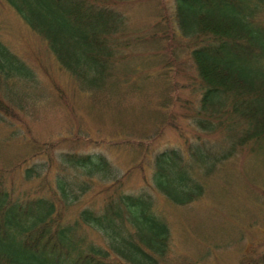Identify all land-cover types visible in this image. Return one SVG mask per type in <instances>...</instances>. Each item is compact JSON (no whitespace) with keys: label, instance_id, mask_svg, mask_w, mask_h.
<instances>
[{"label":"trees","instance_id":"trees-1","mask_svg":"<svg viewBox=\"0 0 264 264\" xmlns=\"http://www.w3.org/2000/svg\"><path fill=\"white\" fill-rule=\"evenodd\" d=\"M4 1L46 41L87 95L88 113L101 120L112 108L119 124L109 136L79 129L42 143L26 138L31 146L9 165V173H19L21 181L7 183L0 170V264H163L170 228L154 208L152 191L188 204L204 193L207 159L214 164L235 146L264 143V0H173L171 23L161 14L153 32L137 37H131L120 8L128 0ZM143 42L161 54L154 63L161 66L158 76L147 71L150 57L141 58V67L128 64L132 44ZM180 52L192 61L200 91L197 108L187 105L184 117L201 130L224 135L230 146L220 156L190 143L186 155L180 147L153 151L147 141L161 132L164 121L158 116L165 117L175 85L166 73ZM31 76L30 67L0 40V87L9 99L17 95L16 83ZM154 95L158 107L151 110L145 101ZM0 112L18 118L3 99ZM131 112L153 119V131L136 135L138 130L122 124ZM84 144L106 151H85ZM112 150L131 154L124 168L114 164ZM35 155L39 160L28 163ZM136 168L151 190L126 189ZM86 228L100 233L103 244L89 239ZM242 264H264V257Z\"/></svg>","mask_w":264,"mask_h":264},{"label":"rangeland","instance_id":"rangeland-1","mask_svg":"<svg viewBox=\"0 0 264 264\" xmlns=\"http://www.w3.org/2000/svg\"><path fill=\"white\" fill-rule=\"evenodd\" d=\"M120 8L128 17L131 37L146 36L155 30L153 24L159 15H166L171 23L173 0H128L121 3ZM0 40L32 72L30 80L22 78L16 83L14 100L9 99L5 86L0 87V99L18 113V118L12 119L0 112V170H5L7 183L21 181L19 173L16 176L9 173V165L18 159L15 155L31 146L26 138L42 143L75 134L79 129L81 134L88 129L90 133L93 130L98 135L109 136L118 127L119 123L110 115L112 108L105 111L101 120L88 113L87 95L79 92L69 73L60 67L46 41L4 0H0ZM132 45L128 64L141 67V58L150 57L147 71L151 77L158 76L161 66L154 63L161 54H155L156 46L144 42ZM171 67L166 76L169 83L175 85L168 94L172 96L171 102L163 109L165 117L158 116V120L164 121L161 132L151 139H142L151 141L153 151L180 147L186 155V143H190L200 144L202 152L209 150L216 156L227 153L230 144L223 134L201 130L192 119L184 117L186 106L189 105V110L196 109L200 97L192 61L180 52ZM153 83L151 80L150 84ZM18 96L23 105L19 110L16 108L19 103L15 102ZM158 100L154 95L145 105L156 110ZM136 102L134 105L139 107ZM118 107L113 106L115 110ZM121 122L134 127L138 130L136 135L141 136L150 134L155 128L153 119L137 116L135 112L125 115ZM12 131H15L13 135ZM80 148L106 151L104 146L98 145L84 144ZM30 152L28 150L27 154ZM108 152L119 168H124L131 158L130 153ZM37 158L40 157L35 155L28 163ZM202 184L204 193L185 205L175 204L160 192L152 191L154 208L170 228L169 250L163 264L258 262L264 257V143L235 146L230 155L214 164L207 159L202 167ZM126 189L139 191L152 187L144 183L141 170L136 168L126 182ZM86 233L93 242L103 244V237L97 231L86 228Z\"/></svg>","mask_w":264,"mask_h":264}]
</instances>
